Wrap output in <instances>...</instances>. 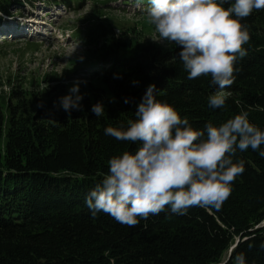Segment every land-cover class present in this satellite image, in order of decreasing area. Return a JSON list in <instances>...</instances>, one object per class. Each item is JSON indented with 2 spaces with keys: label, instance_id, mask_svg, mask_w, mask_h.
I'll return each mask as SVG.
<instances>
[{
  "label": "trees",
  "instance_id": "1",
  "mask_svg": "<svg viewBox=\"0 0 264 264\" xmlns=\"http://www.w3.org/2000/svg\"><path fill=\"white\" fill-rule=\"evenodd\" d=\"M58 1L70 7L72 0ZM13 2L0 0V9ZM241 23L250 32L243 45L247 55L219 109L208 106L217 90L210 75L189 80L176 44L162 50L111 40L82 72L100 80L103 94L53 120L49 110L56 95L48 93L44 108L32 115L24 112L22 91L0 95V264H234L241 252L246 264H264V145L236 151L233 162L243 160L245 171L219 210L194 206L183 216L166 211L129 227L103 212L93 217L85 204L108 172V161L140 147L106 136L104 129L134 120L151 84L156 98L195 129L247 111L249 122L264 131V10H253ZM98 29L103 37L111 35ZM97 102L104 106L100 117L91 111Z\"/></svg>",
  "mask_w": 264,
  "mask_h": 264
},
{
  "label": "clouds",
  "instance_id": "2",
  "mask_svg": "<svg viewBox=\"0 0 264 264\" xmlns=\"http://www.w3.org/2000/svg\"><path fill=\"white\" fill-rule=\"evenodd\" d=\"M228 2L148 0L146 9L147 20L159 37L181 49L178 57L187 78L210 75L217 89L208 96L212 109L224 107L231 95L226 89L241 70L237 64L247 55L243 45L250 40V32L241 21L253 10H264V0H234L225 8ZM80 83L86 81H75L69 94L61 98L65 112L80 110ZM157 93L155 85H149L134 120L127 121V126L104 129L106 136L139 142L140 147L108 161V172L85 197L93 217L103 212L120 224L135 227L161 212L183 216L194 206L219 210L230 197L236 177L245 171L243 160L233 162L236 151H257L264 145V131L249 122L247 111L219 126L209 122L195 129L173 106L158 100ZM91 111L103 116L104 106L97 102ZM259 155L264 157V150ZM234 264H246L243 252L236 254Z\"/></svg>",
  "mask_w": 264,
  "mask_h": 264
},
{
  "label": "rangeland",
  "instance_id": "3",
  "mask_svg": "<svg viewBox=\"0 0 264 264\" xmlns=\"http://www.w3.org/2000/svg\"><path fill=\"white\" fill-rule=\"evenodd\" d=\"M14 0L0 9V95L12 89L23 92L32 115L44 108L48 93L56 95L51 119L65 112L61 98L79 84L84 101L103 94L96 77L82 74L110 41L130 48L147 45L169 50L175 44L162 40L146 17L148 0ZM111 32L103 37L98 28ZM94 59H92V58ZM91 80V81H90ZM102 86V87H101ZM87 99V100H86Z\"/></svg>",
  "mask_w": 264,
  "mask_h": 264
}]
</instances>
